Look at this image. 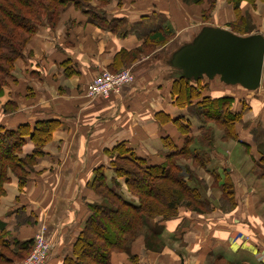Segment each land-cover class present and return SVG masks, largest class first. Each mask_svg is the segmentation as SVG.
I'll use <instances>...</instances> for the list:
<instances>
[{
  "label": "crops",
  "instance_id": "obj_1",
  "mask_svg": "<svg viewBox=\"0 0 264 264\" xmlns=\"http://www.w3.org/2000/svg\"><path fill=\"white\" fill-rule=\"evenodd\" d=\"M190 1L111 0L102 8L108 22L126 20L129 27H154L151 20L156 16L155 26L175 35L168 44L153 49L134 33L119 37L96 27L73 6L54 26L42 24L26 44L0 96V126L14 131L21 126L33 128L42 120L58 125L40 156H34L35 145L30 137L25 138L21 157L31 156L35 161L27 169L24 188L12 174L4 185L0 234L6 233L12 249L17 242H31L44 225L52 244L46 264H63L91 216L89 205L100 203L89 186L99 170L108 186L137 204L123 180L112 172L109 153L123 144L148 165L164 163L171 152L162 139L169 138L181 148L184 137L157 114L187 118L193 135H200L201 126L188 117L187 109L174 105V80L165 67L166 52L174 43L190 41L201 26L264 37V0ZM92 6L100 11V1L93 0ZM148 48L153 51L144 54ZM134 53L139 58L133 57ZM122 54L127 56L123 62ZM127 68L133 71L135 81L120 94L109 99L87 96V85L103 71ZM261 82L254 93L225 86L218 78L202 83L208 86L206 93L211 98L234 97L237 113L246 105L245 122L264 128V72ZM238 135L240 142L227 141L221 130L215 132L211 163L206 168H194L191 160L180 163L190 166L200 182L204 180L206 186H200V191L211 201L213 211L198 215L180 209L177 217L159 223L165 243L160 253L147 250L140 235L130 246L134 258L117 252L111 255L110 264H177L176 258L193 264H211L212 260L215 264H264V178L253 174L259 153L250 129L240 125ZM215 171L222 182L228 176L234 185L236 207L230 212L219 208L221 191L214 192L212 187ZM181 243L185 248H177Z\"/></svg>",
  "mask_w": 264,
  "mask_h": 264
},
{
  "label": "trees",
  "instance_id": "obj_2",
  "mask_svg": "<svg viewBox=\"0 0 264 264\" xmlns=\"http://www.w3.org/2000/svg\"><path fill=\"white\" fill-rule=\"evenodd\" d=\"M98 1L100 11L92 6L93 0H0V96L12 76L15 63L22 57L26 44L37 34L38 28L44 23L54 26L71 6L83 12L96 27L112 31L119 37L134 33L145 44H151L152 49L155 45L164 46L169 43L170 33L166 34L162 28L155 26L156 16L151 20L154 27L149 29L144 26L129 27L126 20L108 22L101 10L111 0ZM196 1L199 3L201 0ZM121 57L123 62L127 56L122 54ZM202 82L193 83L181 79L172 83L174 105L179 109L186 108L188 117L198 122L201 126L200 138L195 139L189 119L157 114L163 122L172 123L184 137L181 148L169 138L162 139L164 146L171 152L164 163L148 165L125 145L114 148L109 153L112 159L111 170L123 180L129 196L137 199L138 203L124 200L117 190L106 184L104 172L97 171L91 185L102 202L89 205L91 216L63 264H110L111 255L117 252L127 253L132 259L134 257L130 256V246L140 235L144 236L147 250L157 253L165 246L162 241L163 228L159 223L177 217L180 209L198 215L213 211L211 201L200 191V186L205 188L206 183L198 180V185H190L195 172L188 165L182 166L179 160H191L194 168H206L211 163L210 154L214 150L213 126L223 132L224 140L240 142L238 126L243 125L242 114L247 106L244 105L242 112L237 113L233 110L234 97L211 98L206 93L208 86ZM57 125L42 120L33 128L29 125L21 126L14 131L0 126V200L5 194L4 185L10 181V174L19 179L21 189L26 185L29 176L27 169L35 159L31 156L21 157L25 138H31L35 145L34 156H40L44 144L51 140L57 130ZM245 125V129H250L256 152L259 153L253 174L264 178V128L259 124L256 127ZM246 151L249 152L248 146ZM212 176L221 191L219 208L230 212L236 207L234 185L228 176L222 182L216 171ZM113 186L119 188L116 182ZM153 222L155 227L152 226ZM15 245L12 249L6 233L2 231L0 264H14L23 260L30 253L33 240L17 242Z\"/></svg>",
  "mask_w": 264,
  "mask_h": 264
},
{
  "label": "water",
  "instance_id": "obj_3",
  "mask_svg": "<svg viewBox=\"0 0 264 264\" xmlns=\"http://www.w3.org/2000/svg\"><path fill=\"white\" fill-rule=\"evenodd\" d=\"M166 56L173 80L198 83L218 78L225 86L251 93L262 85L264 37L258 33L239 36L226 28L201 26L190 41L172 44Z\"/></svg>",
  "mask_w": 264,
  "mask_h": 264
},
{
  "label": "built area",
  "instance_id": "obj_4",
  "mask_svg": "<svg viewBox=\"0 0 264 264\" xmlns=\"http://www.w3.org/2000/svg\"><path fill=\"white\" fill-rule=\"evenodd\" d=\"M135 81V75L130 70L117 73L103 71L98 78L87 85V96L93 99H109L121 93L122 89ZM47 227L42 226L33 238V251L24 264H46L52 251L47 237Z\"/></svg>",
  "mask_w": 264,
  "mask_h": 264
},
{
  "label": "rangeland",
  "instance_id": "obj_5",
  "mask_svg": "<svg viewBox=\"0 0 264 264\" xmlns=\"http://www.w3.org/2000/svg\"><path fill=\"white\" fill-rule=\"evenodd\" d=\"M206 19H208V15H206ZM175 35V33L174 32H170V38L172 39V37ZM170 40V39H169ZM152 49H146V50H143V52H144V54H147L148 52L150 53V51H151ZM153 51V50H152ZM138 53H134L132 56L133 57H135V58H139L138 57ZM128 70H130L131 71V69H129V68H127ZM127 69H123V70H127ZM123 70H119V71H123ZM133 72V71H132ZM248 113H249V109H248V107H246L245 109H244V113L242 114V119H243V125H245V124H248V125H250V123H246L245 121V119H246V116L248 115ZM245 126H247V125H245ZM244 127V126H243ZM213 128H214V131L215 132H217L219 129L216 127V126H213ZM198 138H200V135L199 136H195V139L197 140ZM224 140V139H223ZM192 149H193V147H192ZM212 153V152H211ZM187 160V159H186ZM185 159H180L179 160V162L181 163H184L183 161H186ZM190 161V160H189ZM112 172H114V171H112ZM198 177V176H197ZM197 177H196V174H195V178H193L192 179V181H190L189 182V184L190 185H198L199 183H198V180L199 179H197ZM123 182V181H122ZM90 186V188L92 189V185L90 184L89 185ZM213 191L215 192V189L217 190H219L220 188H219V186H218V184L217 183H215L213 186ZM93 190V189H92ZM95 193V192H94ZM214 196H216L217 197V194L216 193H214L213 194ZM95 196L97 197V199L99 200V202H102V200L97 196V194H95ZM212 196V195H211ZM42 226H44V225H42ZM41 226V227H42ZM152 226H154L155 227V224H152ZM41 227H40V229H41ZM49 240V239H48ZM248 241H251L252 242V239H249ZM50 242V241H49ZM185 244H183V243H181V244H179V246L177 247V248H180V249H182V248H185V246H184ZM174 246V245H173ZM176 248V249H177ZM164 249V247L163 248H161V250L159 251V252H157V253H160L162 250ZM179 249V250H180ZM32 251H33V247L31 248V251H30V253L25 257V258H23V260H21V261H18V262H16V264H24V262L27 260V258L32 254ZM156 253V252H155ZM176 261H177V264H193L192 262H190V260H186V259H177L176 258ZM47 263V262H46ZM211 264H215V262H214V260H212V263ZM220 264V263H219ZM221 264H224V263H221Z\"/></svg>",
  "mask_w": 264,
  "mask_h": 264
}]
</instances>
